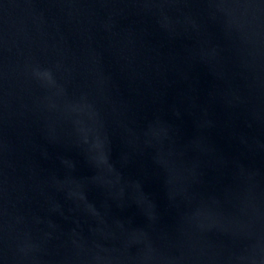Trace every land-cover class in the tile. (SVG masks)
<instances>
[{
    "label": "water",
    "instance_id": "95a60500",
    "mask_svg": "<svg viewBox=\"0 0 264 264\" xmlns=\"http://www.w3.org/2000/svg\"><path fill=\"white\" fill-rule=\"evenodd\" d=\"M0 264H264V0H0Z\"/></svg>",
    "mask_w": 264,
    "mask_h": 264
}]
</instances>
